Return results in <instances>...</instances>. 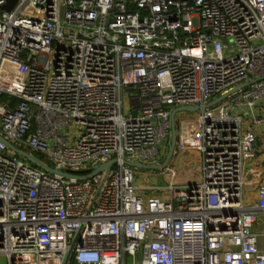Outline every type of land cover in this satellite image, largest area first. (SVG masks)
<instances>
[{"label":"built area","instance_id":"1","mask_svg":"<svg viewBox=\"0 0 264 264\" xmlns=\"http://www.w3.org/2000/svg\"><path fill=\"white\" fill-rule=\"evenodd\" d=\"M5 4L0 135L74 174L0 141L7 264H264V0ZM183 105L200 180L137 184L126 161L160 163Z\"/></svg>","mask_w":264,"mask_h":264},{"label":"rangeland","instance_id":"2","mask_svg":"<svg viewBox=\"0 0 264 264\" xmlns=\"http://www.w3.org/2000/svg\"><path fill=\"white\" fill-rule=\"evenodd\" d=\"M198 159L199 156L195 151L175 152L165 170L135 168L134 181L142 186L163 187L197 182L200 180ZM144 192L147 195L151 193V190H145ZM245 193H247L246 190ZM0 264H7L4 254H0Z\"/></svg>","mask_w":264,"mask_h":264},{"label":"water","instance_id":"3","mask_svg":"<svg viewBox=\"0 0 264 264\" xmlns=\"http://www.w3.org/2000/svg\"><path fill=\"white\" fill-rule=\"evenodd\" d=\"M14 0H7V2H9L10 4H5L2 5L3 9H9L11 3H13ZM226 96V94L219 96L218 98L210 101L207 106H211L213 104H215L216 102L222 100L224 97ZM198 109L197 106H192V105H183V106H177L175 108L172 109L171 113H170V123H171V134H170V142H169V147L168 150L163 158V160L160 163H142V162H132V161H126V164L135 167V168H140V169H147V170H164L167 165L169 164L170 160L172 159L174 153H175V145H176V122H175V116L178 112L181 111H188V112H194ZM132 114L134 115L135 112L133 111ZM0 141L3 142L7 147H9L10 149L14 150L19 156H21L23 159L31 162L34 165H37L43 169H45L46 171H48L49 173H54V174H59L62 175L64 177H71L74 174L69 173V172H65L59 168H52L50 165L46 164L45 162H43L41 159H39L38 157H36L34 154L21 149L19 147H16L15 145H13L10 141H8L6 138H4L3 136L0 135ZM115 162V159H111L108 160L105 163L99 164L98 166H96L94 168V170L87 176L93 175L99 171H101L102 169H104L105 171H108L112 164ZM68 260V256L65 259L64 264L67 263Z\"/></svg>","mask_w":264,"mask_h":264},{"label":"crops","instance_id":"4","mask_svg":"<svg viewBox=\"0 0 264 264\" xmlns=\"http://www.w3.org/2000/svg\"><path fill=\"white\" fill-rule=\"evenodd\" d=\"M260 141H264V137H260ZM178 153H181V152H178ZM198 163H199V159H198ZM198 173H199V168H198ZM247 186L248 188L250 187V185H247ZM252 194H254L253 189H252ZM259 219L264 220V214H259ZM259 232H260V236H259L258 244H259L260 249L264 250V224L263 223H262V226L259 228Z\"/></svg>","mask_w":264,"mask_h":264},{"label":"trees","instance_id":"5","mask_svg":"<svg viewBox=\"0 0 264 264\" xmlns=\"http://www.w3.org/2000/svg\"><path fill=\"white\" fill-rule=\"evenodd\" d=\"M34 155H36L38 158L42 159L43 160V156L38 154V153H34Z\"/></svg>","mask_w":264,"mask_h":264}]
</instances>
